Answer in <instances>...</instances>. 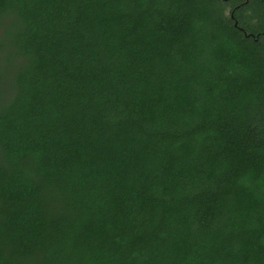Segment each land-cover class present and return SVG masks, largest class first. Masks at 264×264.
<instances>
[{
	"label": "trees",
	"instance_id": "trees-1",
	"mask_svg": "<svg viewBox=\"0 0 264 264\" xmlns=\"http://www.w3.org/2000/svg\"><path fill=\"white\" fill-rule=\"evenodd\" d=\"M0 264H264V0H0Z\"/></svg>",
	"mask_w": 264,
	"mask_h": 264
},
{
	"label": "water",
	"instance_id": "water-1",
	"mask_svg": "<svg viewBox=\"0 0 264 264\" xmlns=\"http://www.w3.org/2000/svg\"><path fill=\"white\" fill-rule=\"evenodd\" d=\"M224 1H229V0H224ZM246 2H248V0H246ZM232 17L234 18V15H232ZM235 25L238 26V22L237 21H236ZM246 35H248V34L246 33Z\"/></svg>",
	"mask_w": 264,
	"mask_h": 264
}]
</instances>
